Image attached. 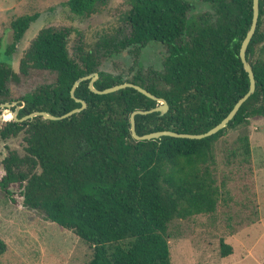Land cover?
<instances>
[{"label": "trees", "instance_id": "obj_1", "mask_svg": "<svg viewBox=\"0 0 264 264\" xmlns=\"http://www.w3.org/2000/svg\"><path fill=\"white\" fill-rule=\"evenodd\" d=\"M205 1L210 11L192 19L188 0H130L123 17L126 35L101 36L96 49L77 48L73 55L67 47L68 29L41 28L19 58L18 70H47L55 76L20 96L16 117L39 110L61 115L79 107L70 87L78 77L96 72L92 86L97 90L131 82L166 101L162 114L134 115L136 134L205 132L247 90L238 50L250 24L251 0ZM62 3L72 15L86 18L105 8L107 0ZM37 15H20L9 23L12 43L6 53ZM152 42L165 46L161 69L138 68L128 78L99 69L100 57L127 47L137 54ZM263 51L264 0H258L256 26L245 49L254 90L223 128L200 139H134L130 113L158 102L132 87L97 94L88 88V80L73 90L84 108L67 117L50 120L37 115L14 121L3 111L9 119L0 124V140L21 134L23 152L8 149L1 159V191L9 194L16 185L23 207L86 243L91 252L84 264H170L168 225L174 219L213 212L219 199L231 200L225 179L216 178L215 143L228 128L264 115ZM17 80L18 74L0 60V103L8 100L7 83ZM221 151L225 163L250 170L247 133ZM219 247L221 256L231 253L228 244L220 241ZM4 250L0 238V254Z\"/></svg>", "mask_w": 264, "mask_h": 264}, {"label": "rangeland", "instance_id": "obj_2", "mask_svg": "<svg viewBox=\"0 0 264 264\" xmlns=\"http://www.w3.org/2000/svg\"><path fill=\"white\" fill-rule=\"evenodd\" d=\"M64 1L0 0V60L7 62L18 74L17 81L7 83L6 102L19 103L21 95L54 79V73L47 70L28 68L25 74L18 70L19 58L41 28L68 29L70 55L77 48L96 49L101 36L118 39L128 33L123 17L130 0H107L105 8L86 18L72 15L63 5ZM188 1L192 4L188 14L192 19L210 11L205 0ZM32 13L38 14L36 19L6 53V47L12 43L9 23L17 16ZM128 49L132 47L100 57L99 69L122 78L130 77L138 68L161 69L164 45L148 43L137 54ZM3 111L0 109V124L10 118L5 119ZM241 133H247L249 139V171L236 167L235 163H225L221 151ZM21 138L19 134L0 140V177L4 173L1 159L8 149L23 152ZM215 161L217 181L225 179L224 186L231 200L219 199L213 212L174 219L168 225L170 264H264V115L250 118L247 125L228 128L215 143ZM0 238L5 243L0 264H84L91 252L90 247L71 231L23 207L16 185L11 187L9 194L0 189ZM220 241L231 247V253L221 256Z\"/></svg>", "mask_w": 264, "mask_h": 264}, {"label": "water", "instance_id": "obj_3", "mask_svg": "<svg viewBox=\"0 0 264 264\" xmlns=\"http://www.w3.org/2000/svg\"><path fill=\"white\" fill-rule=\"evenodd\" d=\"M257 15H258V0H251L250 24H249V27H248L241 43H240L239 50H238V55H239V59L241 61L243 70L247 74V79H248L247 90L245 91V93H243V95H241L234 102V104L232 105L230 110L227 112V114L223 118H221V120L219 122H217L211 128L207 129L205 132L191 134V133H184V132H175V131H171V130H158V131H153V132H149V133H144L141 135L136 134L135 130H134V115L135 114H145V113L152 112V111H158L159 114H162L167 109L166 101L163 98L156 97V96L152 95L146 89L142 88L141 86H139L137 84L131 83V82H123L120 84H115L113 86L103 88L101 90H97L92 86V82L97 77L96 72H91L89 74L80 76L74 80V82L72 83V85L70 87L69 94L71 97L74 98L75 101L80 103V106L77 108H73V109H71V110H69V111H67L61 115H52L46 111L39 110V111H32L28 114H25V115L17 118L16 113L20 107L17 105V101L2 102V103H0V109H3L5 112L9 113L10 118L14 121H22V120H25L27 118L37 116V115H39L45 119L58 120V119L67 117L68 115H70L74 112H78L79 110L84 108L85 102L81 99L75 98L73 96V90L78 85V83L80 81L88 80V83H87L88 88L92 92L97 93V94L112 92V91H115V90H117L119 88H123V87H132L135 90H137L138 92L142 93L143 95H145V96L155 100L156 102H158V104L156 106H154L148 110L136 109L130 113V115H129V131H130L131 136L136 140L153 139V138H158L160 136H172V137H180V138H188V139H200V138L209 136L211 134H214L216 131H218L219 129L223 128L226 125V123L233 117V115L235 114V112L237 111V109L241 105V103L243 101H245L246 98L254 90V78H253V74H252L251 66H250L251 60H250L249 55L245 56V49H246L247 43L249 42V40H250V38L254 32V28L256 26V21H257Z\"/></svg>", "mask_w": 264, "mask_h": 264}]
</instances>
